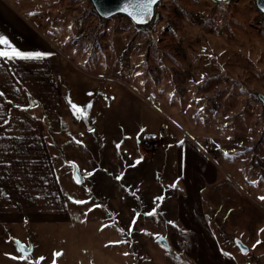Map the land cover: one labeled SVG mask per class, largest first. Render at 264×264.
<instances>
[{
    "label": "rangeland",
    "instance_id": "rangeland-1",
    "mask_svg": "<svg viewBox=\"0 0 264 264\" xmlns=\"http://www.w3.org/2000/svg\"><path fill=\"white\" fill-rule=\"evenodd\" d=\"M16 1L43 4L45 25L31 26L62 41L72 138L57 164L65 215L0 224V264H25L12 258L17 240L40 264L57 251L56 264H264V108L254 95L264 94V14L254 0H160L146 26L100 19L89 0ZM159 127L157 149L137 145Z\"/></svg>",
    "mask_w": 264,
    "mask_h": 264
},
{
    "label": "crops",
    "instance_id": "crops-1",
    "mask_svg": "<svg viewBox=\"0 0 264 264\" xmlns=\"http://www.w3.org/2000/svg\"><path fill=\"white\" fill-rule=\"evenodd\" d=\"M32 15L33 7L0 0V34L22 50L53 53L31 62L0 59V224L7 226L35 214L55 222L66 213L57 168L65 167L72 138L66 137V55L33 29ZM43 125L47 131L38 130Z\"/></svg>",
    "mask_w": 264,
    "mask_h": 264
},
{
    "label": "snow or ice",
    "instance_id": "snow-or-ice-1",
    "mask_svg": "<svg viewBox=\"0 0 264 264\" xmlns=\"http://www.w3.org/2000/svg\"><path fill=\"white\" fill-rule=\"evenodd\" d=\"M158 3V0H125V3L123 4L122 11L127 13L128 16L131 17L133 21L143 23L146 18L151 17L153 13V6ZM261 11H264V9H261ZM69 28L72 27L71 24L68 25ZM53 55L50 51H40V50H22L19 47H17L6 35L0 34V59H2L5 63L12 62V61H24V62H31V61H37L42 60L47 57H51ZM142 82V81H141ZM0 95H3V93H0ZM69 104L71 108L74 111V114L78 115L80 113H83L84 118H87V112L77 105L76 103L72 102V100L69 98ZM32 105H29L31 107ZM18 108L24 107L23 105H17ZM90 107V105H89ZM92 130V129H90ZM143 131V129H141ZM79 143H83L82 141H78ZM117 148H119V144H117ZM227 155V153H225ZM143 157H139L136 159V163L139 164L140 160H142ZM73 164V167H76L74 162H69ZM87 175H90V173H86ZM123 175V174H121ZM116 179H121V176H117ZM79 183V181H77ZM171 187H176L175 184L171 185ZM90 191V190H89ZM69 200H72L76 204H84L86 201L76 199L73 196H68ZM164 197L157 196L156 200L161 201ZM260 199H264V197H260ZM94 208H100L101 205L93 204ZM156 208L153 207L151 212H148L147 215L151 216L156 212ZM88 211H91V209H88ZM134 222V221H133ZM169 224H174L173 221L169 220ZM101 227H104V225H101ZM125 228H120V232H124ZM141 231H146V229H141ZM261 231H264V229H261ZM158 235V234H157ZM119 241H116L115 243H118ZM16 243L18 244V251L22 253L21 255L12 256L13 259L23 261L25 264H40L41 261L45 259L44 256L36 257L35 260H32L27 255L29 249L25 247L23 244H20V242L17 240ZM240 241L237 240V244H239ZM257 244L260 243L259 240L256 241ZM255 247V244L253 245ZM223 251V250H222ZM241 251L246 252L247 250L244 248H241ZM6 255H11L10 253H6ZM61 255V252L57 251L54 253V258L52 259V264H56L55 257H59ZM125 255H128V253H125ZM225 256H231L232 253L230 252H224Z\"/></svg>",
    "mask_w": 264,
    "mask_h": 264
},
{
    "label": "water",
    "instance_id": "water-1",
    "mask_svg": "<svg viewBox=\"0 0 264 264\" xmlns=\"http://www.w3.org/2000/svg\"><path fill=\"white\" fill-rule=\"evenodd\" d=\"M159 1L160 0H158V2ZM214 1L226 2V1H232V0H214ZM89 2H90L92 9L94 10V12L97 14V16L100 19L107 20L113 16L122 15V16L127 17L136 26H146V25L150 24L154 18L155 7L157 5L156 4L153 6V13H152L151 17L146 18L143 23H139V22L133 21L131 19V17L127 15V13H125L121 10L123 7V4L125 3V0H89ZM254 5L259 12L264 14V11H261V9H264V0H254ZM254 95L257 97V99L260 101L262 107L264 108V94L255 92ZM74 180H75V182H77V181H79V183L81 182V177L76 170L74 171ZM157 241L163 247H167V242L163 237H158ZM20 244H23V243H20ZM236 245L239 247L240 251H241V248H244L247 250V248L241 242L239 244H237V241H236ZM16 247H17V249L19 247L17 243H16ZM27 248L29 249L27 255H29L32 252V246H29ZM241 252L245 253L244 251H241Z\"/></svg>",
    "mask_w": 264,
    "mask_h": 264
},
{
    "label": "built area",
    "instance_id": "built-area-1",
    "mask_svg": "<svg viewBox=\"0 0 264 264\" xmlns=\"http://www.w3.org/2000/svg\"><path fill=\"white\" fill-rule=\"evenodd\" d=\"M45 7L41 3H35L33 5L32 24L38 29H42L46 23ZM51 42L56 45H62V41L58 37H52ZM163 129H160L157 133L146 134L138 139V144L142 149L155 150L161 145V141L164 137ZM204 150L210 149L207 144L203 145Z\"/></svg>",
    "mask_w": 264,
    "mask_h": 264
}]
</instances>
